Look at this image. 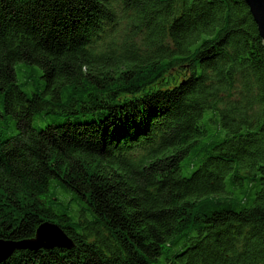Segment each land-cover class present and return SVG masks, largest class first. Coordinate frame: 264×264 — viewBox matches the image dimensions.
Listing matches in <instances>:
<instances>
[{
	"label": "trees",
	"instance_id": "obj_1",
	"mask_svg": "<svg viewBox=\"0 0 264 264\" xmlns=\"http://www.w3.org/2000/svg\"><path fill=\"white\" fill-rule=\"evenodd\" d=\"M7 114L0 239L53 222L74 246L0 264H264V49L245 0H0Z\"/></svg>",
	"mask_w": 264,
	"mask_h": 264
},
{
	"label": "water",
	"instance_id": "obj_2",
	"mask_svg": "<svg viewBox=\"0 0 264 264\" xmlns=\"http://www.w3.org/2000/svg\"><path fill=\"white\" fill-rule=\"evenodd\" d=\"M256 22L263 40L264 49V0H245ZM72 248V239L56 223L44 222L37 228L34 237L18 241L0 239V262L8 258L16 249Z\"/></svg>",
	"mask_w": 264,
	"mask_h": 264
},
{
	"label": "rangeland",
	"instance_id": "obj_3",
	"mask_svg": "<svg viewBox=\"0 0 264 264\" xmlns=\"http://www.w3.org/2000/svg\"><path fill=\"white\" fill-rule=\"evenodd\" d=\"M16 71L19 83L22 84V87L27 92L43 89L45 84L44 78L41 76L43 71L38 65L20 62L16 65ZM213 114V111L209 110L206 112L205 117L213 116ZM58 119L59 118L54 114L37 113L34 116L32 123L34 126L41 128ZM0 130H3L7 135L15 134L17 132L15 119L9 114L5 117L0 116ZM190 171L191 168L189 169L188 167H184L183 169L185 174H188ZM58 187V185H53V188Z\"/></svg>",
	"mask_w": 264,
	"mask_h": 264
}]
</instances>
